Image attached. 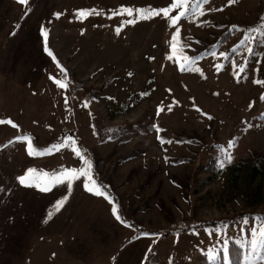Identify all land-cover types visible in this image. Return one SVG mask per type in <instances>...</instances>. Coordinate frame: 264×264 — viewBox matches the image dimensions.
Wrapping results in <instances>:
<instances>
[{
  "label": "rangeland",
  "instance_id": "374dc122",
  "mask_svg": "<svg viewBox=\"0 0 264 264\" xmlns=\"http://www.w3.org/2000/svg\"><path fill=\"white\" fill-rule=\"evenodd\" d=\"M171 3L0 0V145L10 136L25 138L11 140L25 144L9 149L11 156L1 146L0 181L31 168L41 190L69 189L40 200L41 208L115 205L129 229L120 253L135 256L128 264H196L230 242L248 262L253 230L264 224V175L252 169L264 158V86L255 82L264 48L248 46L254 39L263 46L264 0H206L171 26L162 12L141 18L135 11ZM229 25L236 33L220 41ZM137 124L147 127L119 129ZM29 144L41 151L30 155ZM74 148L90 162L89 175L104 195L88 191L83 176L71 187L54 182L53 173L86 167ZM211 158L230 167L215 176L206 170ZM77 231L92 239L91 229Z\"/></svg>",
  "mask_w": 264,
  "mask_h": 264
},
{
  "label": "crops",
  "instance_id": "0c3cea01",
  "mask_svg": "<svg viewBox=\"0 0 264 264\" xmlns=\"http://www.w3.org/2000/svg\"><path fill=\"white\" fill-rule=\"evenodd\" d=\"M15 138L10 136L1 143L6 156L14 153L9 149L15 151L25 145L11 141ZM28 161L33 162V157L22 170ZM13 174L11 177L6 174L0 181L1 260L20 263L30 260L33 264H128L134 260V255L120 253L121 247L127 244L128 227L116 218L119 214H114L111 208L86 206L80 180L78 187L83 193L84 205L69 202L41 208L40 200L52 198L55 193L61 197L69 191L68 187L50 186L41 190L35 183L21 184ZM9 213L13 215L9 217ZM41 213H44L42 217ZM83 228L93 231L90 241L83 240L78 233Z\"/></svg>",
  "mask_w": 264,
  "mask_h": 264
},
{
  "label": "snow or ice",
  "instance_id": "6c2138e0",
  "mask_svg": "<svg viewBox=\"0 0 264 264\" xmlns=\"http://www.w3.org/2000/svg\"><path fill=\"white\" fill-rule=\"evenodd\" d=\"M19 2L21 4H25L27 5V0H19ZM206 0H192V3L190 5V7L188 6V0H172V3L165 8H161V9H148L147 13H144L143 9H138L135 10L137 11V13H143V16L141 18H151V15H156L159 13H163V15L165 17L168 18L169 21V25H175L177 23V20L180 19L183 16H186L188 14V11L190 10V8H199V5L202 3H205ZM232 0H229V3H231ZM174 8H179L181 9V11L179 12V15L176 16H169V12L171 9ZM125 11L131 15L133 12V9H125ZM85 14L84 10H81V15L83 16ZM54 15H59V13H56ZM129 22H134V21H129ZM235 27V26H234ZM42 33L46 36L47 33L46 31L42 28L41 29ZM249 31H259V29H249ZM179 33V29L177 28V31L175 33H173L172 35V46L175 49V45H176V40H177V36ZM243 43V42H242ZM45 51H48L47 47H45ZM249 51H251V49H249ZM48 54L51 56L52 53L50 51H48ZM212 55H216V53H212ZM220 56H226V53H220ZM171 59V56L169 57ZM200 57H183V60L185 61H195L196 59H198ZM53 59H55V57H53ZM181 67L183 68L184 65L182 64ZM217 67H219V65H217ZM196 71H200L199 68H196ZM51 78V77H50ZM256 83H259V81H255ZM55 83L57 86L61 87V88H66L67 84L59 79L55 80ZM262 99H264V96H262ZM249 107H251V104L249 105ZM4 121H0V123H3ZM9 123H11V121H8ZM17 139H25L24 137H17ZM71 143V141H70ZM56 146L53 145V148H55ZM228 147H232V143L229 142ZM36 151H41L40 149H36L33 148V146L31 144L28 145V152L29 154H33V152ZM73 151L75 152V154L81 158V160L84 162V164L86 165V167H81L79 169L77 168H70V169H62L60 171V176L56 177L55 173H53V177H54V182H61V181H66L68 183V186L71 187V182L76 180L78 177L83 176L86 178L85 182H84V187L88 190V191H95L96 194L98 195H104L105 193H103L101 191V186H97L96 182L94 181V179L89 175V171L91 168V164L89 161H87L83 156H81V151L82 150H76L75 148L73 149ZM225 157L226 159H228L229 161L231 160V156L228 155L227 151L225 150ZM221 167H223V162H221L220 164ZM36 172L35 169H31L29 168L26 173L24 175H21L19 177H17V179L20 181L21 184H32L35 183L37 184V186H39V178L34 175V173ZM45 175H47V173H45ZM93 183L94 188H89L88 185L89 183ZM47 188V185H45V190ZM112 212L115 214L117 213V208L115 205H113L112 207ZM116 218L118 220L121 219V217L119 215L116 216ZM252 250H253V255L251 257L248 258V262L247 264H257V260L264 262V224H261L259 226V231L257 232L256 230H253V240H252Z\"/></svg>",
  "mask_w": 264,
  "mask_h": 264
},
{
  "label": "trees",
  "instance_id": "16d2710c",
  "mask_svg": "<svg viewBox=\"0 0 264 264\" xmlns=\"http://www.w3.org/2000/svg\"><path fill=\"white\" fill-rule=\"evenodd\" d=\"M227 32L224 33V35H221V38L219 39L220 41H222V39H224V36H226L225 34H230L231 35L229 37H231L234 33H236L237 28L234 27V25H229L227 27ZM256 39L252 40V42L250 44H248V46H251V48H253L252 51L257 50L258 48L263 47L264 48V43L263 46L258 42L255 41ZM255 56V54H252ZM260 57V67L259 69L257 68V73H256V77L255 80L259 81L260 84H262L264 86V50H263V54ZM57 62H59L60 64L63 65V63L60 62V60H56ZM264 90V89H263ZM259 122L264 126V117L259 119ZM128 128H122L119 127V129H122L125 131H141L143 132V130H145V127H147V125H143V124H137L136 126H127ZM148 130H153L152 126H148ZM215 148H218V146H216ZM224 157V156H223ZM222 158V156L220 157V159ZM261 161L264 162V158L263 157H259L256 158V160L254 161V164L252 166V169L254 171H257L259 174L264 175V168L263 166L261 167ZM206 170L213 173V175L218 176L221 171H223L226 168L230 167V164H225V166H223V170L220 166V162H218V158L214 159H208V161L206 162ZM233 165V164H232ZM235 168V167H234ZM236 170L239 169L238 167L235 168ZM97 184L99 186H101V189L104 190L103 186L100 185L99 182H97ZM109 197V193L107 194ZM119 209V207H118ZM244 253H243V249L236 244L235 242H230L228 244V246H226V248L223 249H218L214 258L212 260H208L206 256H200L197 259V263L196 264H246L247 261H245L244 259ZM258 264V263H257Z\"/></svg>",
  "mask_w": 264,
  "mask_h": 264
}]
</instances>
